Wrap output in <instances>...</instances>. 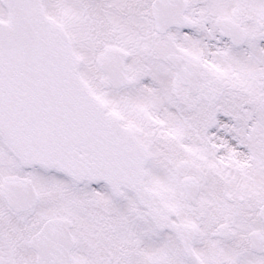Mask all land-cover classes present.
Instances as JSON below:
<instances>
[{
    "label": "snow or ice",
    "instance_id": "1",
    "mask_svg": "<svg viewBox=\"0 0 264 264\" xmlns=\"http://www.w3.org/2000/svg\"><path fill=\"white\" fill-rule=\"evenodd\" d=\"M0 264H264V0H0Z\"/></svg>",
    "mask_w": 264,
    "mask_h": 264
}]
</instances>
